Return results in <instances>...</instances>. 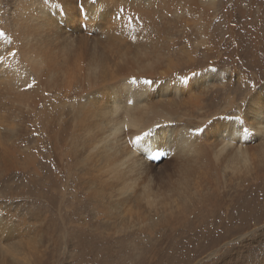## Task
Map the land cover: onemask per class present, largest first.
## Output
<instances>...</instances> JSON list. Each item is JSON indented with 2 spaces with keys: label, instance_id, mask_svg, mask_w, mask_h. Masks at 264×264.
Listing matches in <instances>:
<instances>
[{
  "label": "bare ground",
  "instance_id": "1",
  "mask_svg": "<svg viewBox=\"0 0 264 264\" xmlns=\"http://www.w3.org/2000/svg\"><path fill=\"white\" fill-rule=\"evenodd\" d=\"M218 1L180 0L175 8L174 0H82L89 21L94 16L104 19V12L99 14L93 8L95 2H111L113 12L119 9V13L121 8L128 12L131 7L135 15L129 12L135 17L132 24L127 19L130 15L125 17L127 13L123 20V26L127 23L131 28H117L131 35L124 37L131 43L121 40L129 48L105 56L94 48L96 36L94 49L78 54L74 51V29L66 28L63 33L67 48L59 71L49 64V53L41 47L44 42L35 35L38 29L54 30L56 21L61 22L62 11L71 8L61 7L55 0H39L38 4L22 0L15 4L14 36L22 46L10 63L9 81L27 99L35 89L43 87L41 118L56 153L55 156L49 147L48 168L50 176L55 175L52 185L56 193L49 194L46 212L59 208V228L67 243L98 247L112 242L111 233L99 231L103 226L92 225L93 218L116 214L111 204L122 205L132 196L145 199L148 216H159L162 210L167 224L172 214L168 211L170 202H174L179 215L186 207L195 208L201 198L216 201V210L207 215L205 222L212 223L210 227L223 238L228 237L232 227H249L253 220L255 224L263 222L264 90L254 89L255 80L249 82L245 74L241 77L247 78L246 84L238 77L232 80V72L206 71L204 67L209 64L198 65L196 61L189 60L188 68L183 67L178 74L159 43L162 26L173 28L174 33L183 27L187 29L184 36L192 32V37L207 46L213 31L210 15ZM187 15L190 24L182 22H188ZM251 26L256 40L264 37L263 20H255ZM101 27L99 34L111 35L104 34ZM3 41L2 35L0 45ZM190 52L193 59L195 53ZM109 60L114 62L111 67ZM58 72H62L60 82L64 86L57 85ZM193 72L199 75L192 76ZM184 78L187 82H183ZM146 79L156 83L145 85ZM32 80L35 85L27 88ZM189 83L198 86L194 89ZM187 87L201 94V100L189 97L186 106L183 97ZM211 115L215 118L210 120ZM197 128L208 131L199 133ZM137 135L142 137L139 142H135ZM156 151L164 158L160 162L153 159ZM176 165L178 178L169 180ZM245 254L236 261L238 264H264L262 250L255 258L254 251L236 255Z\"/></svg>",
  "mask_w": 264,
  "mask_h": 264
},
{
  "label": "rangeland",
  "instance_id": "2",
  "mask_svg": "<svg viewBox=\"0 0 264 264\" xmlns=\"http://www.w3.org/2000/svg\"><path fill=\"white\" fill-rule=\"evenodd\" d=\"M20 1L22 0H3L0 3V31L4 33V41L0 45V57H3L0 60V213H4L0 215V264H238V259L249 254L243 257L236 255L240 251H254L256 255L253 258L258 256L261 247H264V220L258 224L253 220L249 227H232L228 237L223 238L217 229L210 227L212 223L205 222L207 215L217 208L216 201L211 202L205 198L198 200L195 208L190 210V207H186L179 215L175 213L174 202H170L168 211L172 214L170 223L167 224V216L162 210L159 211V216H148L145 199L132 196L122 205L111 204L112 211H117L116 214L93 218L92 225L103 226L99 231L101 234L111 233L112 242L97 247L74 245L65 241L59 228V208L52 210L50 214L46 212L49 194L56 193V188L52 185L55 175L50 176L48 168L49 147L55 156L56 153L48 140L41 118V114H44L43 87L35 89L34 95L27 99L18 94L9 81L10 63L20 53L22 46L21 40L14 36L12 18V10ZM38 1L34 0L33 4H38ZM55 1L59 6L71 10L67 11L68 15L65 10L62 11L59 17L61 22L56 21L54 30L38 29L35 35L36 39L43 40L42 50L49 53V64L53 69L60 70L63 50L67 48L66 35L63 33L66 28L74 29L73 36H77L74 51L78 54L95 48L107 56L114 55V52L125 47L129 48L128 42L131 43V39L127 38L131 35L117 28H131L132 25L127 23L123 26L125 17L130 15L127 18L131 20H128L130 24L135 18L131 7L127 6L130 10H123L120 14L119 9L113 12L114 4L111 2H95L93 8L99 14L104 12V19L102 21L101 16H94L89 21V16L84 14L82 0ZM179 2L180 0H174L175 8ZM259 2L260 0L218 1L217 8L210 15L213 31L207 46H202L201 40L192 37V32L184 36L187 29L183 27L174 33L173 28L162 26L158 36L159 43L164 46L166 55L173 60L174 71L179 74L183 67L188 68L192 61H196L198 65L209 64L204 67L206 69L229 72V75L230 72L234 73L232 80H238V77L242 81L241 75L245 74L249 82L255 80L254 89L264 90V37L260 36L256 40L251 26L255 20L264 21V0ZM185 11L188 12V8ZM187 18L188 22L182 21L184 24L191 23L189 15ZM102 25L104 34L107 32L111 35L99 34ZM104 27L110 31H106ZM153 29L155 28L151 31L155 33L156 30ZM125 34L129 35L126 39ZM96 36L97 42L101 43H93V48L92 42ZM121 40L128 45L121 43ZM190 50L195 53L193 59L189 57ZM113 64L109 60L110 67ZM61 76L62 72L55 76L57 85L64 86L60 82ZM189 84L194 89L198 86ZM189 97L201 100L202 95L187 87V95L184 94L183 97L186 106ZM214 118L211 115L209 119ZM157 153L158 151L154 152L153 159L160 162L163 157L157 159ZM178 166L170 171L169 180H177ZM49 215L53 217L52 220ZM96 233L100 235L99 232ZM237 238L240 241L238 244L234 243ZM225 247L228 251L219 254Z\"/></svg>",
  "mask_w": 264,
  "mask_h": 264
},
{
  "label": "snow or ice",
  "instance_id": "3",
  "mask_svg": "<svg viewBox=\"0 0 264 264\" xmlns=\"http://www.w3.org/2000/svg\"><path fill=\"white\" fill-rule=\"evenodd\" d=\"M120 11H123V9L121 8ZM2 35H4V33L2 31H0V36H2ZM2 59H3V57H0V60H2ZM206 71H215V69H207ZM192 75L193 76H196V75H199V74L196 73V72H193ZM183 82H187L186 78H184ZM35 83H36V81L35 80H32V82L27 85V88H32L35 85ZM154 83H156V82L155 81H152V80H147V79L143 81V84L148 85V86H151ZM249 103H251V101H249ZM237 119H239V117ZM212 123H215V121H213ZM211 127H212V124H209L208 128H211ZM208 128H205V129L197 128V129H195V131L196 132H199V133H206L208 131ZM245 131H247V129H245ZM148 135H149V133H144V136H148ZM141 139H142V137L139 136V135H137L135 137V142H139ZM0 215H4V213H0ZM234 243H236V244L240 243V241L238 240V238L234 241ZM226 251H228V248L227 247L222 248L220 250V253L219 254H223ZM262 254H264V249H262Z\"/></svg>",
  "mask_w": 264,
  "mask_h": 264
}]
</instances>
